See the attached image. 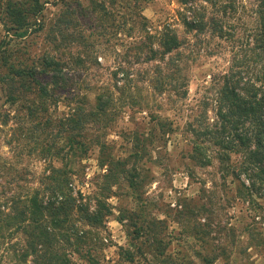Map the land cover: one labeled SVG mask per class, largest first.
<instances>
[{
  "label": "rangeland",
  "instance_id": "374dc122",
  "mask_svg": "<svg viewBox=\"0 0 264 264\" xmlns=\"http://www.w3.org/2000/svg\"><path fill=\"white\" fill-rule=\"evenodd\" d=\"M6 1L0 0V7ZM41 1L50 2L41 19L44 30L36 31V25L23 38L7 31L0 11V46L9 43L21 51L20 56L26 53L22 57L27 65L39 66L44 55H57L54 39L68 63L66 77L75 90L88 96V110L97 111V95H113L106 107L108 116H100L101 123L89 128L86 154L71 161L76 170L70 183L74 196L81 194L92 209L94 198L102 195L107 167L100 166L101 143L109 144V152L117 159L127 160L128 171L107 200L112 215L99 230L104 245L94 252L97 264H205V257L214 264H264V186L259 181L253 183L244 173L229 175L211 148L203 161L210 162L202 164L192 158L197 156L193 128L211 124L216 118L217 88L231 65L233 44L206 32L201 36L206 35L205 47L197 51L198 46H192L195 33H185L181 24L178 12L183 7L178 0H139L137 9H142L148 28L153 29L151 39L140 33L132 38L126 32L117 34L113 25L99 33L96 20L90 17L83 25L79 22L65 30L74 37L62 44L55 24L66 6L54 4L55 0ZM132 1L125 0V4L133 5ZM81 3L90 7L88 0ZM120 5L121 0L107 2L110 20L115 23L123 11ZM243 5L249 4L242 0ZM245 12L224 19L239 26L240 34L253 21ZM206 14L211 16L214 10L206 7ZM167 24L190 44L174 57L181 68L179 79L172 85L164 84L165 90L160 92L156 88H160L159 68L165 77L169 58H150L151 49L159 48L160 31ZM80 33L83 42L76 41ZM79 58L82 61L78 62ZM252 68L255 75L260 70V66ZM174 86L186 96L181 98ZM4 90L0 85V202L24 198L42 188L50 164L62 165V161L52 162L51 157L35 150L32 139L21 140L25 135L18 129L20 121L25 124L26 112L20 105L8 104ZM66 104L68 101L61 99L51 107V114L64 117ZM128 174L136 176L137 191L130 187ZM131 212L142 214L147 227L139 240L133 233L134 222H120L123 214L131 216ZM22 244L23 236L18 234L0 243V264H14V251ZM73 264L85 261L75 256Z\"/></svg>",
  "mask_w": 264,
  "mask_h": 264
},
{
  "label": "trees",
  "instance_id": "16d2710c",
  "mask_svg": "<svg viewBox=\"0 0 264 264\" xmlns=\"http://www.w3.org/2000/svg\"><path fill=\"white\" fill-rule=\"evenodd\" d=\"M88 1L90 7L85 8L81 0H55L54 4L66 6L55 24L62 44L70 43L68 39L74 37L67 35L65 30L79 25V22L83 25L90 17L96 20L102 34L113 25L117 34L126 32L131 38L138 33L146 34L150 39L154 37L142 9H137L139 0H133V5L121 0L120 9L123 11L119 14L118 23L110 20L111 13L107 7V2L115 4L116 0ZM194 1L178 0L183 7L178 15L185 33H195L196 41L192 46L196 48L197 45V51L203 49L206 35L201 36L210 32L213 37L230 41L235 50L231 65L217 88L216 118L211 124H199L193 128L197 156L192 155V158L202 164L210 162L203 161L207 160L205 153L211 148L229 175L244 173L253 183L259 181L264 186V0H246L248 6H242V0H200L201 5ZM49 3L7 0L0 7L7 31L23 38L36 25L39 26L36 31L44 30L41 19ZM206 7L212 8L214 14L207 16ZM125 8L131 9L130 12L125 13ZM242 12L253 21L240 34L237 33L239 26L224 19L230 15L232 18L241 16ZM160 33L159 48L151 49L150 60L165 61L166 57L169 58L166 63L169 72L165 77L162 75L163 68H159L160 88H156L162 92L167 84L172 85L179 79L181 68L174 57L190 42L171 24L165 25ZM83 38L80 33L76 41L81 42ZM53 42L57 55H44L38 60L39 66L27 65L22 57L26 53L20 56L21 51L12 48L9 43L0 46V85L5 88L7 103L20 105L26 112L25 124L20 121L18 129L25 135L21 140L32 139L37 147L34 149H38L41 155L51 157L52 162L62 161L61 166L50 164L49 174L41 182L42 188L24 198L14 197L0 202V243L9 242L17 234L23 236L21 248L14 251V264H73L75 256L84 260L85 264H97L94 252L104 245L99 230L105 228L112 215V206L107 200L112 188L119 185L121 175L127 173V160L117 159L109 152L111 146L101 143L100 166L107 167L103 175L102 195L94 198L92 209L91 203L81 194L74 196L70 183L76 170L71 161L86 154L85 139L89 128L101 123L100 116H108L106 107L113 101V95H97V111L88 110V96L75 90L73 82L66 77L68 63L64 55L59 54V44L54 39ZM252 65L260 66L256 75ZM174 88L181 98L186 96L185 91L181 93L179 87ZM61 99L68 101V112L60 118L53 116L50 109ZM135 156L139 157V154L135 153ZM128 175L131 177L130 187L137 191L136 176ZM142 217V214L138 216L132 212L131 216L123 214L120 217L122 223L126 221L131 225V221L134 222L133 233L138 240L147 233ZM204 261L205 264H214L206 257Z\"/></svg>",
  "mask_w": 264,
  "mask_h": 264
}]
</instances>
